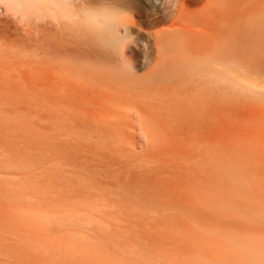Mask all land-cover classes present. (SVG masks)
<instances>
[{
  "label": "bare ground",
  "instance_id": "1",
  "mask_svg": "<svg viewBox=\"0 0 264 264\" xmlns=\"http://www.w3.org/2000/svg\"><path fill=\"white\" fill-rule=\"evenodd\" d=\"M1 2L22 16L36 6L33 0ZM57 4L60 156L79 168L78 178L63 175L71 183L75 180L76 199L90 202L101 196L127 210L126 216L147 211L140 209L143 204L166 205L187 215L197 223L194 229L203 232L217 221L220 209L218 146L225 124L231 120L232 127L237 126L245 117L260 124L264 117V0H60ZM14 35L19 37L18 32ZM141 137L146 151L137 155ZM211 145L217 148L211 151ZM111 176L116 186L108 191L103 185ZM92 189L98 193L91 194ZM202 201L205 204H199ZM78 227L85 231L86 226ZM101 232H94V238L100 235L106 242L116 234L113 229ZM96 241L101 251V242ZM131 248L126 250L129 255ZM134 251L136 262L152 264L156 258L150 261V256Z\"/></svg>",
  "mask_w": 264,
  "mask_h": 264
},
{
  "label": "rangeland",
  "instance_id": "2",
  "mask_svg": "<svg viewBox=\"0 0 264 264\" xmlns=\"http://www.w3.org/2000/svg\"><path fill=\"white\" fill-rule=\"evenodd\" d=\"M33 2L36 6L26 16L0 3V264H141L134 250L156 257L152 264H264V117L260 124L246 117L236 127L228 121L231 129L225 124L218 146L220 209L217 221L203 232L194 229L197 223L187 215L166 205L143 204L140 209L147 211L126 216L127 210L101 196L90 202L76 199L71 179L78 178L79 168L60 156V7H55L60 0ZM144 144L139 138L137 155L145 153ZM215 148L211 145L210 150ZM105 180L110 182L103 185L107 189L116 186L115 177ZM69 224L86 226V232ZM102 228L116 232L113 241L108 239L118 240L119 246L99 239ZM93 231L101 232L98 239Z\"/></svg>",
  "mask_w": 264,
  "mask_h": 264
},
{
  "label": "built area",
  "instance_id": "3",
  "mask_svg": "<svg viewBox=\"0 0 264 264\" xmlns=\"http://www.w3.org/2000/svg\"><path fill=\"white\" fill-rule=\"evenodd\" d=\"M0 9H1V6H0Z\"/></svg>",
  "mask_w": 264,
  "mask_h": 264
}]
</instances>
